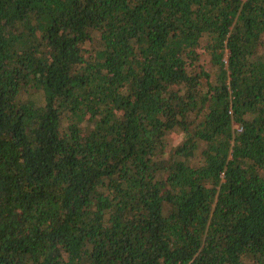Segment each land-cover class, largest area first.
Here are the masks:
<instances>
[{
  "label": "trees",
  "instance_id": "obj_1",
  "mask_svg": "<svg viewBox=\"0 0 264 264\" xmlns=\"http://www.w3.org/2000/svg\"><path fill=\"white\" fill-rule=\"evenodd\" d=\"M0 264H264V0H0Z\"/></svg>",
  "mask_w": 264,
  "mask_h": 264
}]
</instances>
